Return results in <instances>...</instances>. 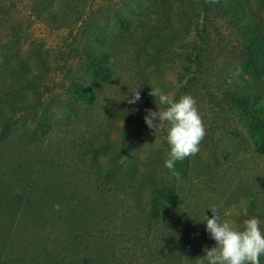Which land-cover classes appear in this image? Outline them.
<instances>
[{"label":"rangeland","instance_id":"obj_1","mask_svg":"<svg viewBox=\"0 0 264 264\" xmlns=\"http://www.w3.org/2000/svg\"><path fill=\"white\" fill-rule=\"evenodd\" d=\"M39 1L0 0V264H197L215 246L203 222L213 205L221 222L243 230L256 217L264 231V151L249 125L264 124V106L252 117L221 98L244 83L232 75L242 46L227 22L194 12L155 57L147 0H74L55 9L56 22ZM247 3L264 29V0ZM120 4L125 29L111 17ZM98 49L109 54L106 82L86 72ZM76 83L95 85L97 99L77 95ZM144 84L196 100L206 135L185 172L165 167L168 123L144 122L145 109L166 106L141 91L127 103ZM104 136L120 141L100 151ZM144 177L168 182L179 202L152 216Z\"/></svg>","mask_w":264,"mask_h":264},{"label":"trees","instance_id":"obj_2","mask_svg":"<svg viewBox=\"0 0 264 264\" xmlns=\"http://www.w3.org/2000/svg\"><path fill=\"white\" fill-rule=\"evenodd\" d=\"M55 5H50L49 0H40L38 2V9L43 8L46 12H50L54 16V22L57 20V14L55 9L59 6H64L65 9H71L70 4L74 0H56ZM130 0H128L129 2ZM72 2V3H70ZM143 12L146 13L148 27L151 25V30L154 33L151 40V44L154 49V56L160 54L162 47H167L172 43L181 33L182 30H186V20L194 13L202 14L206 19L220 18L229 25V29L235 34L238 40L241 42L242 49L240 50V56L237 59L236 67L242 69V73L237 76L244 83L233 87L231 85L221 88V98L224 102L231 107L242 108L245 113H250L253 117L251 109H260L264 106V91L259 86V82L264 79V29L261 23L253 17L254 13L249 8L247 0H217L213 3L211 0H147L143 2ZM125 4H120L117 12L105 16V20L113 16V21L125 29V15H123V8ZM42 11V10H41ZM175 17V19H173ZM212 19V18H211ZM174 20L178 25H174ZM157 28V29H156ZM162 32V33H161ZM149 36V35H148ZM150 37V36H149ZM150 56V55H149ZM89 63L86 67L87 74L94 79L95 82H106L112 77V68L109 61V54L103 50L98 49L97 52L89 57ZM76 94L82 98H87L91 102L97 99V91L95 85L90 83L81 85L75 84ZM140 91L143 94L142 99L149 100L152 97L149 95L151 91L147 85L144 84ZM237 109L234 110V112ZM129 117L133 116L130 112ZM240 120H245L244 117H239ZM251 128V135L255 139V144L259 147L258 151H264V137L262 129L264 124L255 126L249 123ZM104 136L98 142V150L104 148H115V142ZM89 144V143H87ZM87 150V149H86ZM187 162L185 159L177 161L174 165L175 170L178 172H185ZM144 185L150 195L149 202L152 216H157V205L161 202H169L173 207L179 202V194L173 190L171 185L166 182L161 188H158L154 181L144 177ZM166 255V254H165ZM169 264L175 263L173 260H168ZM171 262V263H170ZM51 264H64L61 261L52 262ZM73 264V263H72ZM79 264V263H75ZM85 264H88L85 262Z\"/></svg>","mask_w":264,"mask_h":264},{"label":"clouds","instance_id":"obj_3","mask_svg":"<svg viewBox=\"0 0 264 264\" xmlns=\"http://www.w3.org/2000/svg\"><path fill=\"white\" fill-rule=\"evenodd\" d=\"M211 2L215 3L217 0ZM241 73L242 69L237 67L232 75L235 77ZM228 82L231 83L232 80ZM141 88L137 87L130 92L131 98H126L128 104H136L141 100ZM149 95L158 98L159 104L166 107L163 111L145 109L144 122L154 131L162 122L168 123L170 152L165 167L173 169L177 161L199 153L206 129L196 107V100L191 95H183L177 101L170 99L160 87H152ZM60 210V204L53 206V211ZM209 210L212 216L209 218L204 215L203 222L210 238L215 241V246L205 248L204 255L196 259L197 264H260V258L264 256V231L261 230V221L256 217L246 219L243 230H239L227 220L221 222L217 206L213 205ZM123 246L125 245H117V248Z\"/></svg>","mask_w":264,"mask_h":264}]
</instances>
